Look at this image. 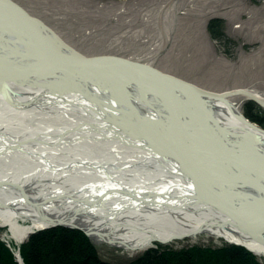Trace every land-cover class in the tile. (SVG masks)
Wrapping results in <instances>:
<instances>
[{"label":"bare ground","instance_id":"6f19581e","mask_svg":"<svg viewBox=\"0 0 264 264\" xmlns=\"http://www.w3.org/2000/svg\"><path fill=\"white\" fill-rule=\"evenodd\" d=\"M147 62L82 54L0 0V227L21 243L63 224L126 251L208 234L264 257V126L228 97L264 100Z\"/></svg>","mask_w":264,"mask_h":264},{"label":"rangeland","instance_id":"374dc122","mask_svg":"<svg viewBox=\"0 0 264 264\" xmlns=\"http://www.w3.org/2000/svg\"><path fill=\"white\" fill-rule=\"evenodd\" d=\"M13 1L43 20L82 54L99 59L123 56L148 61L164 73L204 89L223 92L244 88L258 92L264 100V0ZM210 21L216 27L210 28ZM228 99L243 114L247 111L264 119V106L257 105L246 94L237 92ZM257 107L261 112H257ZM20 124L21 121L14 125H24ZM25 221L28 222L21 220ZM56 226L66 227L59 224L36 230ZM0 228H5L0 232V245L13 262L25 264L22 246L37 231L15 243L7 227ZM156 245L178 251L231 243L200 234L168 243L154 242L133 251L110 245L93 246L101 262L122 264ZM254 257L257 263L264 264L263 256Z\"/></svg>","mask_w":264,"mask_h":264},{"label":"trees","instance_id":"16d2710c","mask_svg":"<svg viewBox=\"0 0 264 264\" xmlns=\"http://www.w3.org/2000/svg\"><path fill=\"white\" fill-rule=\"evenodd\" d=\"M213 24V21H210L209 27H216ZM257 108V112H261V108ZM245 113L264 126L263 118L247 111ZM8 254L0 245V264H16ZM22 255L25 264H107L98 259L93 244L82 230L65 226L32 233L22 246ZM254 256L236 245L178 251L151 248L122 264H259Z\"/></svg>","mask_w":264,"mask_h":264},{"label":"water","instance_id":"95a60500","mask_svg":"<svg viewBox=\"0 0 264 264\" xmlns=\"http://www.w3.org/2000/svg\"><path fill=\"white\" fill-rule=\"evenodd\" d=\"M66 61L68 63L74 64V63L78 62V58L66 59ZM81 63H90V64L95 63L98 66L99 73H101L102 75H105L106 73L108 74L112 69H115L117 67H123V66L135 67L138 69H147L146 66H144V65L135 64V63H132L130 61L123 60V59H113V60H103V61H99L98 59H85L84 61H81ZM150 71L152 73L159 74V72H157L155 69L152 70V68H150ZM113 74H111V75H113ZM165 76L170 77L167 74ZM113 78H114V75H113ZM170 78H172V77H170ZM237 92H241V91L237 90ZM206 93L210 94V92H206ZM226 94H229V93H222L221 97H223ZM214 95H217V94L214 93Z\"/></svg>","mask_w":264,"mask_h":264}]
</instances>
